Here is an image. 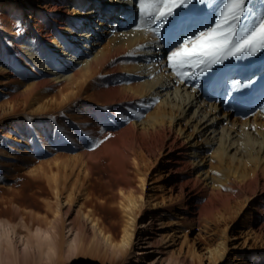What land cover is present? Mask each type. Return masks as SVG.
Instances as JSON below:
<instances>
[{"label":"bare ground","instance_id":"1","mask_svg":"<svg viewBox=\"0 0 264 264\" xmlns=\"http://www.w3.org/2000/svg\"><path fill=\"white\" fill-rule=\"evenodd\" d=\"M34 1L0 0V82L8 95L0 106V163L11 155L6 141L27 144L32 136L2 164L34 170L28 185L50 199L25 190L7 199L0 264H141L154 251L159 263L203 264L204 257L219 264L228 251L224 235L199 254L162 255L151 230L159 215L145 213L175 205L148 201L157 163L176 187L183 221H213L233 203L247 204L256 227L242 245L264 255V50L182 80L167 66L170 36L139 27L133 0ZM218 4L196 0L182 10L210 22ZM246 8L264 13V0H246ZM56 88L59 100L46 99ZM41 131L50 132L53 149L70 150L29 164ZM210 158L213 174L203 168Z\"/></svg>","mask_w":264,"mask_h":264},{"label":"rangeland","instance_id":"2","mask_svg":"<svg viewBox=\"0 0 264 264\" xmlns=\"http://www.w3.org/2000/svg\"><path fill=\"white\" fill-rule=\"evenodd\" d=\"M37 1L38 0H35L31 6L36 7L35 4L37 3ZM14 7L16 6L13 5V8ZM32 9L33 8H30L27 11H23V12L24 13L31 12ZM25 18L26 17L24 16L23 17L20 16V20H24ZM107 39H108L107 37L100 38L101 44H106ZM3 84L5 83L0 82V106L3 105L2 102H6L8 99L7 93H5V91H3L2 89ZM45 98L51 101H58L59 96L57 93V88L49 91L45 96ZM75 106L73 107L75 108ZM75 109L78 111L76 113H79V111H81V109H78L77 107ZM147 109L150 110L149 107ZM0 110L2 109L0 108ZM146 110H144L143 113ZM71 111L73 112V110ZM71 111L69 113L67 112L66 116H69L68 118H71L70 117L71 116L70 114H72ZM0 117L2 116L0 115ZM64 124L66 128L71 129L72 125L70 126L69 123L66 122V119L64 121ZM35 126L36 125L34 124V127ZM57 126L60 131L63 130L60 127L61 126L60 124ZM184 128L186 130V133L191 132L190 129L191 127L185 125ZM49 134L50 132L48 134L42 132V137H41L42 139L39 141L42 147H39V150L33 149L31 151L34 159L29 164H33V163L37 164L38 160H44V161L49 159L51 160L55 152H64L70 150L63 146H57L56 149H53L54 140L50 138ZM26 137L28 139L27 142L31 144L30 142L33 141L31 139L32 136L27 135ZM21 140L23 139L21 138ZM6 142L10 144L11 147L14 146V149L8 147L7 145L4 147L5 150L11 152V155L19 153L18 151L19 149L16 148H20V147L24 148L28 144V143L27 144L23 143L24 140L20 142L13 140V143H11L10 141H6ZM10 156H8V158ZM8 158H3L4 161H2V163H4L5 159ZM2 163H0V216L6 217L11 215L10 212L11 208L7 205V199L14 195L17 196L24 190L36 196L41 202H44L45 198L50 199V194L48 193L39 194L35 190V187L30 188V186L28 185L30 179L29 175L34 170L29 171V168L24 165L12 169L8 167L6 164H2ZM5 165L6 168L10 169V171L3 170ZM156 165L158 171L152 170V173L150 174V177L148 179V187H147L148 195H146L148 197V201H152L151 202L152 204L153 202L163 200L164 203H172L173 205H175L169 211L161 210L156 206L154 211L152 212L147 211V213H145L147 216L148 215L150 216L149 218H152L155 214L159 215L155 224L152 225L151 230H153L156 233L155 235L156 238L158 239L157 246L164 248L163 249L164 253L162 255H166L165 257L169 255H172L173 257L183 256L186 255L185 251L187 248L194 249V251H196L195 253L199 254L200 252L204 251V247L206 245L219 239L221 235H224L226 238V242L228 244V251L226 258L219 264H264L263 254L257 251V253H253V254L255 255L260 254V255L257 256L254 255L253 257L252 254L249 253L250 249H248V247H243L242 245L245 233L247 231H251L252 227L253 228L256 227V223L254 222V220H256L254 212L249 211L247 204L243 207V204L239 202H235L231 205L228 211L222 210L221 213L216 214L214 216L213 221L205 220V219H199L198 221H190V222L183 221V215H182L183 211L181 210V207L177 205V203L180 200V197L178 195V192L175 190L176 187H171V176L167 174L165 170H162L163 165L161 166L159 163H157ZM203 168L204 171L208 172V174H213L215 172L214 168H216L215 159L213 158L207 159L204 163ZM149 186L151 187L149 188ZM162 196L164 199H162ZM97 200L99 202L102 201L101 199H97ZM24 205L28 208H32L35 211L39 212L40 215L45 214L47 217L52 216L51 212L48 211L46 212L45 206L37 208L29 204H24ZM14 216L15 219L17 220L18 217L16 215ZM249 218L254 219L253 222H250ZM224 229H225V233L223 232ZM162 237H165V239H162ZM249 244L250 242L247 243V246ZM257 244L259 246L261 244V241H258ZM140 246L142 245L139 244L134 246L133 252H131V256H130L131 258L137 256L136 250L140 248ZM154 246L156 245L154 244ZM260 247L261 249L259 250L264 249V243L260 245ZM153 249L154 248H151V250ZM138 256L140 257L141 255ZM158 257L159 254L157 253V251H154V253H150V254L146 253L144 259L142 261L139 260V262H141V264H146L154 259L152 261V264H154L155 262H157ZM66 262H70V261H66ZM201 262H203V264L207 263L204 257H201ZM156 264H164V263H159L158 261Z\"/></svg>","mask_w":264,"mask_h":264},{"label":"snow or ice","instance_id":"3","mask_svg":"<svg viewBox=\"0 0 264 264\" xmlns=\"http://www.w3.org/2000/svg\"><path fill=\"white\" fill-rule=\"evenodd\" d=\"M195 2L138 0L137 4L133 0L139 10V27L155 34L163 30L170 36L167 66L182 80L195 79L230 58L239 59L264 50V13L249 15L246 0H219L210 22L190 20L182 10Z\"/></svg>","mask_w":264,"mask_h":264}]
</instances>
